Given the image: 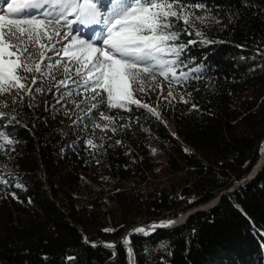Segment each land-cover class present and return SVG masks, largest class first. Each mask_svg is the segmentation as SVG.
Returning <instances> with one entry per match:
<instances>
[{
	"label": "trees",
	"instance_id": "1",
	"mask_svg": "<svg viewBox=\"0 0 264 264\" xmlns=\"http://www.w3.org/2000/svg\"><path fill=\"white\" fill-rule=\"evenodd\" d=\"M185 2L206 6L197 30L215 42L179 41H197L181 58L202 79L157 75L135 94L158 116L113 110L117 131L101 132L55 89L0 94V131L14 140L0 149V264H127L126 233L135 264H264V162L237 184L264 149V0ZM216 196L181 223L135 231Z\"/></svg>",
	"mask_w": 264,
	"mask_h": 264
},
{
	"label": "snow or ice",
	"instance_id": "2",
	"mask_svg": "<svg viewBox=\"0 0 264 264\" xmlns=\"http://www.w3.org/2000/svg\"><path fill=\"white\" fill-rule=\"evenodd\" d=\"M205 8L202 3L185 0H11L6 14L0 9V94L55 89L57 103L63 101L81 109L84 115L80 122L88 119L92 129L101 132L117 131L118 120L123 117L113 110L131 112L135 106L158 116L135 94L152 89L157 75L181 86L190 79L203 78L201 67L184 71L188 61L181 58L197 41H179L187 34L200 37L205 44L215 42L197 30L207 17L196 10ZM73 95L82 98L71 100ZM172 95L170 91L168 96ZM187 95L191 97L190 92ZM181 101L189 102L184 96ZM83 104L89 106L81 108ZM0 119H7L5 112L0 111ZM128 126L119 124L120 128ZM13 143L0 131V149ZM85 143L89 148L103 147L93 139ZM7 183L0 179V184ZM173 223L164 221L152 228ZM135 231L150 234L144 228Z\"/></svg>",
	"mask_w": 264,
	"mask_h": 264
},
{
	"label": "water",
	"instance_id": "3",
	"mask_svg": "<svg viewBox=\"0 0 264 264\" xmlns=\"http://www.w3.org/2000/svg\"><path fill=\"white\" fill-rule=\"evenodd\" d=\"M263 162H264V149L261 151V153H260L258 159L256 160V162H255L254 165L252 166L251 170L246 174V176H244V177L242 178V180H245V179H247V178H248V179L252 178V177L256 174V172H257V170L260 168V166L263 164ZM239 182H240V181H238L237 183H239ZM233 188H234V187L232 186V187H230L229 190H232ZM218 198H219V196H216V197H214L212 200H210L209 202H207V203H205V204H202V205H199V206L193 207V208H191V209H189V210L183 212L181 215H179V216H177V217H171V218H169L167 221H174V223L171 224V225H169V226H165V227L174 226V225H176V224H178V223H181V222L185 221V220L187 219V217H188L192 212H194L195 210L200 209V208H207V207H210V206L214 205V204L217 202ZM157 224H160V223H157ZM152 225H154V224H147V223H144V224H140V225H138V226H136V227H134V228L136 229V228H147V227H149V228L153 229V228H152ZM156 228H157V227H156ZM127 236H128V235H127V233H126V234L124 235V240H127V241H128V242L126 243V261H127V264H135V263H134L133 249H132V247H131V245H130V243H129V239H128Z\"/></svg>",
	"mask_w": 264,
	"mask_h": 264
},
{
	"label": "rangeland",
	"instance_id": "4",
	"mask_svg": "<svg viewBox=\"0 0 264 264\" xmlns=\"http://www.w3.org/2000/svg\"><path fill=\"white\" fill-rule=\"evenodd\" d=\"M6 1H8V0H0V9H3V7L5 6L4 4H5V2ZM4 10V9H3ZM51 42H55V38L53 39V41H51ZM51 42H47V43H51ZM48 54H51V53H48ZM169 89H167V88H162V87H159L158 89H157V94H159V92H161V94H164V95H166V94H168L169 93ZM243 178V177H242ZM242 178L239 180L240 182L239 183H237V184H240V183H242L244 180H242ZM248 179V178H247ZM246 180V179H245ZM234 187V186H233ZM213 199V198H212ZM211 199V200H212ZM202 205V204H201ZM167 221V220H166ZM138 226V225H137ZM136 227V226H135ZM148 228V227H147Z\"/></svg>",
	"mask_w": 264,
	"mask_h": 264
}]
</instances>
